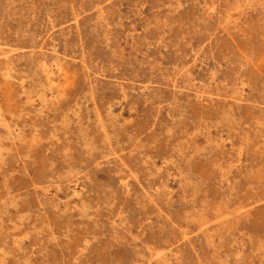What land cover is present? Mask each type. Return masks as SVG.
<instances>
[{"label": "rangeland", "instance_id": "rangeland-1", "mask_svg": "<svg viewBox=\"0 0 264 264\" xmlns=\"http://www.w3.org/2000/svg\"><path fill=\"white\" fill-rule=\"evenodd\" d=\"M0 264H264V0H0Z\"/></svg>", "mask_w": 264, "mask_h": 264}]
</instances>
